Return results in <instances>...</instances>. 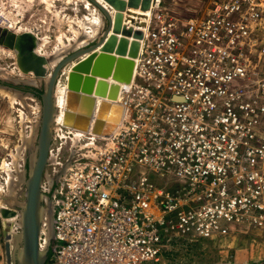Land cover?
I'll use <instances>...</instances> for the list:
<instances>
[{
  "label": "built area",
  "instance_id": "obj_1",
  "mask_svg": "<svg viewBox=\"0 0 264 264\" xmlns=\"http://www.w3.org/2000/svg\"><path fill=\"white\" fill-rule=\"evenodd\" d=\"M130 12L144 38L121 125L76 143L54 132L46 264L159 263L183 239L264 232V0H211L186 20L161 0Z\"/></svg>",
  "mask_w": 264,
  "mask_h": 264
},
{
  "label": "water",
  "instance_id": "obj_2",
  "mask_svg": "<svg viewBox=\"0 0 264 264\" xmlns=\"http://www.w3.org/2000/svg\"><path fill=\"white\" fill-rule=\"evenodd\" d=\"M89 1L104 15V25L94 39H86L77 50L60 60L42 95L37 154L32 162L27 199L20 217L21 232L16 236L19 239L14 250L11 235L6 237L7 264H13V258L18 264H46L48 259V255L40 250L43 217L41 183L53 139L52 125L57 110L54 93L63 69L72 65L67 77L64 122L67 128L110 137L122 121L123 107L114 103L118 102L122 85L133 82L135 61L144 38L142 30L127 25L125 13L138 9L143 12L151 10L153 0H101L113 10L112 14L99 0ZM31 43L35 46V36L31 33L17 35L0 28V45L15 50L21 71L33 73L37 78H46L49 75V61L55 57L39 55L35 49L21 51L23 46L25 48ZM111 110L114 115L108 119Z\"/></svg>",
  "mask_w": 264,
  "mask_h": 264
},
{
  "label": "rangeland",
  "instance_id": "obj_3",
  "mask_svg": "<svg viewBox=\"0 0 264 264\" xmlns=\"http://www.w3.org/2000/svg\"><path fill=\"white\" fill-rule=\"evenodd\" d=\"M88 1L0 0V28L9 25L8 28L12 29L9 31L17 32L18 35L33 34L35 51L36 46L45 41L39 55L46 57L57 55L55 48L60 45L58 39L62 38L65 47L59 48L57 56L64 58L81 46L78 40L85 35L80 27L85 16H98L105 20L102 12ZM210 2L211 0H161L164 8L183 20L205 11ZM87 3L90 5L87 6ZM74 31L80 32L76 42L69 41ZM17 61L16 53L0 48V175L2 171L6 172L3 168L5 163L12 165L17 160L15 162L18 166L22 164L21 160L26 152L23 135L31 133V128L36 125L40 115L41 103L27 90L39 88L45 92L48 84L45 78H37L33 73L23 75ZM49 71H52V67ZM64 79L65 75L62 73L57 84L59 81L64 83ZM14 93H19V97ZM12 96L19 101L17 104L11 101ZM57 112L56 110L55 113ZM55 130L53 128V136ZM27 154L32 161L30 150ZM17 156L18 159H14ZM6 179L8 180V175ZM255 237L253 230L246 233L236 228L234 232L229 230L226 235H220L213 240L196 242L183 239L173 243L160 256L159 263L147 264H262L264 239Z\"/></svg>",
  "mask_w": 264,
  "mask_h": 264
},
{
  "label": "bare ground",
  "instance_id": "obj_4",
  "mask_svg": "<svg viewBox=\"0 0 264 264\" xmlns=\"http://www.w3.org/2000/svg\"><path fill=\"white\" fill-rule=\"evenodd\" d=\"M99 1L102 3L101 0H99ZM88 2L90 3V1H88ZM89 3H87V6L90 5ZM102 4H104L106 6V8L111 12V14L113 13V10H111L105 3H102ZM132 11H133V13L141 15V16H147V15L150 14V10L145 11V12L141 11L140 9L132 10ZM103 25H104V21H103L102 17L100 18L98 16H93V17L92 16H85L84 19L81 21V25H80V27L84 30L85 35H84V37L79 38L78 44L79 45L84 44L86 42V39H94L97 36L98 32L103 28ZM4 27H6V28H2V29L12 30L11 28H8L9 25H6ZM136 29H138V28H136ZM13 33L18 35L17 32H13ZM86 34H88V35H86ZM79 36H80V32L79 31H74V35L72 36L71 39H69V41L73 40V41L76 42V40H77V38ZM58 41H59L60 45L57 46V48H55L56 49L55 50V54H57V55L60 52L59 48L62 47V46L65 47V45H64L65 42L63 43L62 38H59ZM40 42H41V40L39 41V43ZM44 44H45V41H43L42 44L41 43L38 44L39 46L38 45L36 46V51L38 52V54H39V52L42 53L40 48ZM0 48H4L6 50H10V51H13L14 53H16L15 50L7 48V47L5 48V46H1L0 45ZM57 55L55 56L54 59L51 60V62L49 61L48 69L50 70L51 67H52V71H49V75H47V77L45 78L46 83L49 82L50 76H51L54 68L59 64L60 60L63 59V58H61V56L58 57ZM71 68H72V65H70L67 68L63 69L62 72L65 75L64 83L59 81V83L57 84V87L55 88L54 96H55V104H56V108H57L58 112L54 113V118H53L54 122H53L52 128H55L57 130H59L60 126H65V124H64V122H65V106H66V100H67L66 98H67V92H68V89H67V77H68V74H69V71L71 70ZM23 75H26V74L24 73ZM129 86L130 85H123L122 86V90L123 89H125V91L128 90ZM6 92H4L5 95H6ZM14 94H16V96L19 97V93H14ZM125 94H127V92H125ZM11 101L14 104H17L19 102L15 97L13 98V96L11 97ZM111 103H113V102H111ZM97 104L98 105L100 104V100L97 101ZM114 104H119V105H121L123 107V112H122V114H123L122 115V121H123V118H124V115H125V112H126V107L124 106V99H123L122 93H120L118 102H116ZM113 115H114V111L113 110L109 111V113L107 115L108 119L113 117ZM23 116L24 115H22V117ZM37 120L38 121H37L36 125H34L31 128V133H30L31 136H30V134L29 135L26 134V136H25V134L23 135V140H24V144L23 145L25 146L24 148L26 149L25 153L27 154L28 151L30 150V155L32 156V162H33V159L35 158V156L37 154V144H35V141L38 138L37 134H38V127L40 126V115L38 116ZM122 121L120 120L118 126L121 125ZM68 131H70L71 133L74 134L75 143L77 142L78 138L85 133V132H83L81 130L74 129V128H71V127L68 128ZM49 151H50V149H49ZM19 152H21V151H19ZM18 156H17V158H14V159H18ZM24 160H26V157H24ZM15 161H17V160H14L12 165H10V164L8 165L7 163H5L4 166H3V168L5 169V171L7 172V175H8V180L6 181L8 185H10L11 181L13 182V179L16 178L14 173H13V171H17L18 170V165L16 164ZM12 167H13V169H12ZM17 173H18V171H17ZM17 177L19 178V176H17ZM50 215L51 216H49V214L48 215L46 214L44 216V218H45L44 221H43L44 227H42V231L43 232H45L46 229L49 230V232H51L49 237L52 234V230H51L52 227L51 226H52V218H53L52 214H50ZM18 239L19 238L13 236L12 243L15 244L14 247H16ZM13 254H14V252H13ZM13 264H18V261H16V262L14 261V258H13Z\"/></svg>",
  "mask_w": 264,
  "mask_h": 264
},
{
  "label": "flooded vegetation",
  "instance_id": "obj_5",
  "mask_svg": "<svg viewBox=\"0 0 264 264\" xmlns=\"http://www.w3.org/2000/svg\"><path fill=\"white\" fill-rule=\"evenodd\" d=\"M34 44L31 43L30 46H27L24 48L22 47V50H32L34 49ZM27 91L30 92L31 95H33L35 98L39 100V102L42 104V95L44 94V91L39 88L35 89H28ZM37 143V142H36ZM24 157H26V160H21L22 164L18 166V173L17 171H13L16 178L13 179V182L11 181L10 185L6 182V172L2 171V175H0V237L4 241V245L6 242V237L10 236L13 238V236L20 235L21 232V215L23 212V208L26 203L27 199V183L31 176V170H32V161L28 157V155L25 153ZM48 165V164H47ZM19 176V178L17 177ZM12 179V178H11ZM48 181V166H46V169L43 174L42 183H41V206L43 209V217L41 221L42 227H44L43 221L44 216L49 214H52L53 216V200L51 193H49L50 189H47V192L43 188V185L46 184L49 188V185L51 186L54 183V179L49 180V184H47ZM10 197V198H9ZM20 223V224H19ZM43 232V231H42ZM41 241V239H40ZM16 243V242H15ZM15 244H13V250L15 249ZM5 249V247H4ZM14 252V251H13Z\"/></svg>",
  "mask_w": 264,
  "mask_h": 264
},
{
  "label": "crops",
  "instance_id": "obj_6",
  "mask_svg": "<svg viewBox=\"0 0 264 264\" xmlns=\"http://www.w3.org/2000/svg\"><path fill=\"white\" fill-rule=\"evenodd\" d=\"M234 230H235V228L232 227V228H231V231L234 232ZM256 232H257L258 234H257ZM260 233H261L260 231H255V236H256L255 238H260V239L263 238V239H264V233H263V234H260Z\"/></svg>",
  "mask_w": 264,
  "mask_h": 264
}]
</instances>
